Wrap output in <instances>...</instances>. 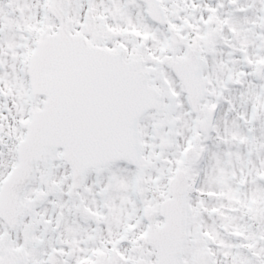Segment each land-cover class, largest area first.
Wrapping results in <instances>:
<instances>
[{
	"label": "snow or ice",
	"instance_id": "snow-or-ice-1",
	"mask_svg": "<svg viewBox=\"0 0 264 264\" xmlns=\"http://www.w3.org/2000/svg\"><path fill=\"white\" fill-rule=\"evenodd\" d=\"M0 264H264V0H0Z\"/></svg>",
	"mask_w": 264,
	"mask_h": 264
}]
</instances>
